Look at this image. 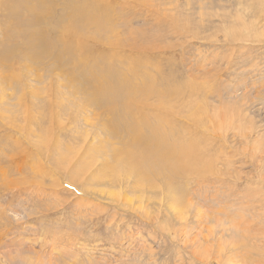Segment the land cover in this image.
<instances>
[{
  "label": "rangeland",
  "instance_id": "obj_1",
  "mask_svg": "<svg viewBox=\"0 0 264 264\" xmlns=\"http://www.w3.org/2000/svg\"><path fill=\"white\" fill-rule=\"evenodd\" d=\"M109 1L117 37L72 33L63 14L84 0H0V264H264V0ZM40 38L53 53L40 54ZM82 49L117 66L123 89L142 67L155 89L186 84L162 103L184 140L205 141L210 163L178 185L181 211L164 188L93 180L121 132L102 133L108 115L71 94Z\"/></svg>",
  "mask_w": 264,
  "mask_h": 264
},
{
  "label": "bare ground",
  "instance_id": "obj_2",
  "mask_svg": "<svg viewBox=\"0 0 264 264\" xmlns=\"http://www.w3.org/2000/svg\"><path fill=\"white\" fill-rule=\"evenodd\" d=\"M84 1H85V5L75 4L72 11H69V13L63 14V15L67 14L68 20L71 22V29H74L72 33L74 35H77L79 34L77 31V28L82 27L85 30H87L88 27L92 26V28L97 33L101 30L102 35L115 33L114 35L117 37L116 35L117 34L116 32H118L117 26L112 19V15L110 14L113 13V10H115V7L118 4L114 7L116 2H110L109 0H84ZM68 4L73 5V0H70V2L68 0ZM98 34L101 35L100 33ZM125 34L122 35L121 37H124ZM30 35L31 37L35 36L34 29L32 30ZM119 35H118L119 37L118 40H120L122 44H127L129 40H127L126 37L120 38ZM127 36L129 37L128 34ZM85 38H88V37H85ZM115 39L116 38H111V39L108 38V42L109 43L114 42ZM40 41L42 42H39L37 44L40 47V54L53 53V52H50L51 50H53L52 44H50L46 39H43V38H40ZM81 42H82V38L80 40V43ZM74 46L75 48H77L76 47L77 44H74ZM139 47H140V50L137 52V55H139L142 58L148 59L147 55L144 53L146 46L145 47L139 46ZM84 51L85 49L81 50V57L79 61L80 65L77 66L78 73L81 76H83V78L81 79L80 84L72 85L73 91H71V94L80 95V96L78 95L80 97L79 99L80 104H78L77 106L83 111H85L86 109L92 108L96 111L97 110L101 111L104 115H108L106 117L107 119L104 120L105 122H101L103 123L102 128L100 129L102 133H106V135L111 134L112 136H116L118 132H121L120 136L116 139L117 144H120V145L118 147L114 146V148L110 150L111 153L109 155V158L105 157L106 161L98 169V171L94 174V176L92 177L93 180L100 181L102 185L105 182L102 183L103 179H100V178L106 175H108V178H109L108 180H110L111 183H117L119 181L121 183V180L123 178L124 180L127 178L133 182L134 190L138 192L139 194H143V195L144 193H146V191L149 192L150 189H154V188L156 189L160 187L164 188L168 196L169 204L176 209H180L181 211L182 208H184V204H183L184 198H182L183 196L178 197L180 193H182L177 190L178 185L180 184V182H182L183 178L185 177H188L190 175L193 176V175L202 174L203 171L206 170V165L210 163V162L207 163V159H206L207 155L205 156L206 152L204 153L205 151L204 148L200 146V144H205L204 143L205 141L204 142L199 141L196 138H194L191 141L184 140L185 138H187L185 134L190 133V131L183 127H181L182 129H179V127L171 124L168 121L169 116L167 114L172 116V112H174L172 109L173 106L170 104H166L165 102L162 103V100L167 101L169 97L175 96V94L172 95V93L175 90L176 85L184 87L186 84L183 86L180 82H178V84L176 83L173 84L171 89L168 88V84L167 86H165L166 90L165 89L161 90L158 88L155 89L153 86L157 87V84L149 80L150 77H148L147 75L148 68L142 67L141 76L131 75L129 73V75L134 76V79L129 78V80H124L128 84L126 85L127 89H123V82L122 81L116 82L118 78L117 66H115L112 69L109 67L102 68L100 64L101 63L104 64L105 62H100V61L92 59L95 62V65L99 68V70L97 71L96 68H94L93 66L94 62L92 63L87 62L89 61L90 58L88 59L84 56ZM121 67L124 69L123 66ZM150 69L152 70L149 71V74L151 75L152 78H155L153 71H156V69L155 70H153V68H150ZM87 72H89L90 74H87ZM69 80L71 84H75L77 81L73 77H69ZM157 82H161V81L157 80ZM187 83L192 84V85L195 84V82L193 81H188ZM14 88L18 89L19 86L17 84H14ZM180 91H181L180 89L177 90V92H180ZM45 92L48 93V95L50 96L49 91H45ZM167 92H169L170 94L169 97H168ZM54 93H56L55 95L57 94L62 95V93H58V92H54ZM165 93L167 94L166 97H164ZM152 98H154L153 101L151 100ZM69 100L71 101V99ZM73 102L75 101H72V103ZM153 109L156 110L155 112L156 116L153 120L149 119L148 117H145V118L143 117V114H142L143 111L145 112V111H149ZM167 109L172 110V112H168ZM191 119L197 122L196 117L194 118L192 117ZM108 128H112L111 133ZM182 130L184 132H182ZM106 143L112 146V143L110 142H106ZM99 144L101 143L99 142ZM94 150H92L93 154L100 152V149L99 151H97L98 150L97 149L95 153H94ZM102 150L103 149H101V151ZM36 151L39 152V150H36ZM102 152H100L101 155L103 154ZM209 152L207 151L208 154ZM90 153L87 155H91ZM99 156L98 157L96 156V159L99 158ZM89 158L91 157L89 156ZM113 167L115 169H113ZM81 173H82V169L81 171H78V169H76V171L72 172L73 180L72 179L71 180L74 181V176H76L77 178L79 175H81ZM208 176H209V173H208ZM199 177L200 176H198V178ZM199 181L201 180L199 179ZM110 182H107V183H109L110 185ZM96 184H99V183H96ZM133 185L131 186L132 188H133ZM119 187L121 186H118V188ZM170 191L173 192L172 198L170 197L171 195ZM147 204H149V202ZM243 244H245V242Z\"/></svg>",
  "mask_w": 264,
  "mask_h": 264
}]
</instances>
